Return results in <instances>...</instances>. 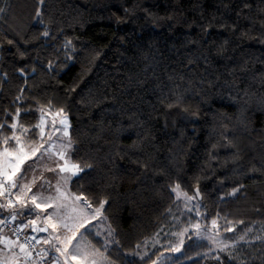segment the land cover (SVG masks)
Here are the masks:
<instances>
[{
	"label": "trees",
	"instance_id": "obj_1",
	"mask_svg": "<svg viewBox=\"0 0 264 264\" xmlns=\"http://www.w3.org/2000/svg\"><path fill=\"white\" fill-rule=\"evenodd\" d=\"M0 8V110H14L21 88L25 104L34 106L35 96L67 105L77 141L73 160L93 165L69 189L83 192L94 206L108 201L103 215L113 230L105 252L111 264H145L131 254L145 249V241L150 255L165 253L162 264H264V175L246 171L264 163V0H0ZM45 28L48 37L40 35ZM68 39L76 50L65 63ZM178 84L198 118L178 109L164 115L160 99ZM221 123L236 134L243 168L213 162L215 172L205 171L209 178L200 185V215L190 213L169 185L178 180L193 193V178ZM146 133L154 138L145 148L148 170L133 162L144 154L131 148ZM181 146L184 152L171 158ZM227 154L220 150L221 158ZM241 184L236 195H227ZM212 219L235 225L234 232L220 228L226 242H237L230 250L235 259L193 232L181 237L198 221L210 228ZM96 231L87 241L100 247L106 240ZM169 247L180 250L165 251Z\"/></svg>",
	"mask_w": 264,
	"mask_h": 264
},
{
	"label": "snow or ice",
	"instance_id": "obj_2",
	"mask_svg": "<svg viewBox=\"0 0 264 264\" xmlns=\"http://www.w3.org/2000/svg\"><path fill=\"white\" fill-rule=\"evenodd\" d=\"M44 2L45 0H39L40 5ZM244 8H250V5L245 3ZM3 11L4 9L0 8V12ZM131 11L125 9L126 14H131ZM35 16H41L39 8ZM121 22L123 21L117 18V23ZM40 23L43 21L41 20ZM260 25L264 28V21H261ZM210 26H205L204 31L206 32ZM40 35L48 37L50 33L45 28ZM248 35L247 32L240 33L241 38H247ZM261 42L264 43V41ZM7 43L12 45L14 41L8 39ZM62 47L66 50V63L73 59L71 53L76 49L71 39L66 40ZM54 67L53 61H49L48 68ZM19 71L23 74L24 69ZM76 87L78 85L67 90L69 96L76 91ZM24 91L21 88L20 93L15 97L12 103L14 110H0V245H3L0 247V264H111L105 255L107 240L100 247H96L90 241L86 242L87 236L93 234L92 229L97 227L93 221L107 220V217L103 215V209L108 201L100 200L98 206H94L83 192L77 194L68 188L73 177L83 179L81 174L91 169L93 165H82L79 161L73 160L77 141L69 132L71 124L67 105L57 106V102L51 98L41 102L35 96L31 97V100L35 102L34 106L25 104ZM187 99L184 86L176 85L160 99L161 105L166 109L164 115L166 116L172 109H178L180 112L198 118L199 113L191 109ZM33 113H38L36 122L26 125L24 119L29 118ZM166 126L167 121H165ZM242 127L247 129L246 124ZM216 137L215 142L211 143L208 149L204 166L193 178V193L189 195L186 190H183L178 180H174L169 185L170 191L176 194V199L185 201L187 211L190 213L195 210L196 214L200 215L199 201L202 199L200 185L204 179L209 178L204 173L212 169L213 162L218 168H228L229 165L233 166L234 171L243 168V150L237 143L235 132L221 123ZM153 140L151 134L146 133L138 136L131 146L133 151L144 154L143 159L133 161L144 170H148L151 163L145 148L152 145ZM261 147H264V143ZM221 149L228 153L223 158L220 157ZM183 152L184 149L181 146L178 151L171 152V158L175 159ZM212 171L214 173L215 169ZM246 171L264 175V163L259 168L252 165ZM46 172L52 173L53 176L47 177ZM242 187L241 184L233 188L227 195H236ZM190 202L195 203L189 208L187 204ZM193 227L198 238L209 240L216 246V250L227 253L229 259H235L230 250L236 248L237 242H226V238L222 237L220 231L223 227L224 232H234L235 225L232 221L226 220L225 225L220 226L217 219H212L211 227L203 229L198 221ZM112 231L109 228L107 235L111 236ZM40 233L45 235L41 236ZM100 235V231L95 232L96 237ZM245 236L246 234L241 235L239 239L244 241ZM135 247L141 249L142 246L137 244ZM144 248H147V241L144 243ZM179 250V247L165 249L170 252ZM131 254L138 256L145 264H147L146 258L151 261V264H162L165 257L164 252H160L159 255L155 253L150 255L147 250L135 251ZM152 255H155V259L151 258ZM215 259L219 260V256Z\"/></svg>",
	"mask_w": 264,
	"mask_h": 264
},
{
	"label": "rangeland",
	"instance_id": "obj_3",
	"mask_svg": "<svg viewBox=\"0 0 264 264\" xmlns=\"http://www.w3.org/2000/svg\"><path fill=\"white\" fill-rule=\"evenodd\" d=\"M45 175L47 176V177H49V178H51L52 176H53V174L52 173H50V172H46L45 173ZM69 175H70V173H69ZM74 178V177H73ZM72 178V179H73ZM71 179V180H72ZM71 180H70V182H71ZM69 182V183H70ZM68 188H69V184H68ZM35 190V189H34ZM93 223L94 224H96L97 225V227H96V229H98L100 232H101V234H103L104 236H105V240H107V242L109 243V242H111V240L113 239V235H111V236H108L107 235V233H108V231H109V227L106 225V223H105V221L104 222H100L99 220H97V221H93ZM189 232H193L194 234H195V229H194V227H190V228H188L187 229V231H184L182 234H181V237H184L186 234H188ZM39 235H41V236H43V235H45L44 233H40ZM196 236V235H195ZM197 237V236H196ZM206 241H208L211 245H212V247L214 248V249H216V246L215 245H213L209 240H207V239H205ZM86 242H87V240H86ZM41 246H43V245H41ZM145 249H143L141 252H143ZM148 252H150V250H148Z\"/></svg>",
	"mask_w": 264,
	"mask_h": 264
},
{
	"label": "built area",
	"instance_id": "obj_4",
	"mask_svg": "<svg viewBox=\"0 0 264 264\" xmlns=\"http://www.w3.org/2000/svg\"><path fill=\"white\" fill-rule=\"evenodd\" d=\"M14 225H15V222H14ZM14 225H13V226H14ZM5 231L7 232V229H5ZM0 247H1V245H0Z\"/></svg>",
	"mask_w": 264,
	"mask_h": 264
},
{
	"label": "crops",
	"instance_id": "obj_5",
	"mask_svg": "<svg viewBox=\"0 0 264 264\" xmlns=\"http://www.w3.org/2000/svg\"><path fill=\"white\" fill-rule=\"evenodd\" d=\"M5 215H7V213H5ZM1 247H3V245Z\"/></svg>",
	"mask_w": 264,
	"mask_h": 264
}]
</instances>
